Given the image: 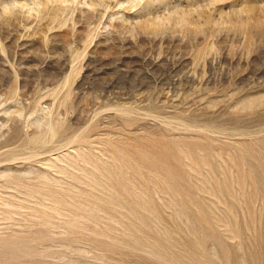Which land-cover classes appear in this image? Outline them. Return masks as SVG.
I'll use <instances>...</instances> for the list:
<instances>
[{"label": "rangeland", "instance_id": "374dc122", "mask_svg": "<svg viewBox=\"0 0 264 264\" xmlns=\"http://www.w3.org/2000/svg\"><path fill=\"white\" fill-rule=\"evenodd\" d=\"M0 264H264V0H0Z\"/></svg>", "mask_w": 264, "mask_h": 264}, {"label": "bare ground", "instance_id": "6f19581e", "mask_svg": "<svg viewBox=\"0 0 264 264\" xmlns=\"http://www.w3.org/2000/svg\"><path fill=\"white\" fill-rule=\"evenodd\" d=\"M34 153H36V152H34ZM10 156V155H9ZM29 156V155H28ZM17 157V156H16Z\"/></svg>", "mask_w": 264, "mask_h": 264}]
</instances>
